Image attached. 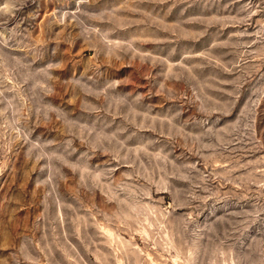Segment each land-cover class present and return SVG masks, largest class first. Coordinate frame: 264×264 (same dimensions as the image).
Wrapping results in <instances>:
<instances>
[{"label": "rangeland", "instance_id": "rangeland-1", "mask_svg": "<svg viewBox=\"0 0 264 264\" xmlns=\"http://www.w3.org/2000/svg\"><path fill=\"white\" fill-rule=\"evenodd\" d=\"M0 264H264V0H0Z\"/></svg>", "mask_w": 264, "mask_h": 264}]
</instances>
